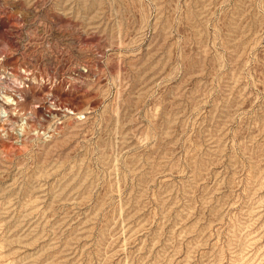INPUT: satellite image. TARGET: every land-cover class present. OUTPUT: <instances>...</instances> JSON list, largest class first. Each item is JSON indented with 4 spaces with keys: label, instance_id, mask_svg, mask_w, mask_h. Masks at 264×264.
Instances as JSON below:
<instances>
[{
    "label": "rangeland",
    "instance_id": "obj_1",
    "mask_svg": "<svg viewBox=\"0 0 264 264\" xmlns=\"http://www.w3.org/2000/svg\"><path fill=\"white\" fill-rule=\"evenodd\" d=\"M0 56V264H264V0H0Z\"/></svg>",
    "mask_w": 264,
    "mask_h": 264
},
{
    "label": "built area",
    "instance_id": "obj_2",
    "mask_svg": "<svg viewBox=\"0 0 264 264\" xmlns=\"http://www.w3.org/2000/svg\"><path fill=\"white\" fill-rule=\"evenodd\" d=\"M27 87V82L16 79L11 67L3 66L0 56V136L16 144L28 136L42 134V128L31 126V120L36 118L35 109L42 110V102L29 109L22 108L23 90ZM40 117L42 119V113Z\"/></svg>",
    "mask_w": 264,
    "mask_h": 264
}]
</instances>
